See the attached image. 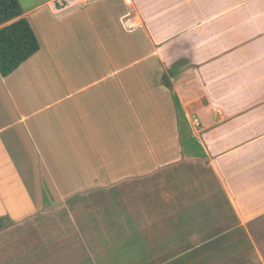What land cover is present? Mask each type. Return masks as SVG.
<instances>
[{"label":"crops","instance_id":"crops-1","mask_svg":"<svg viewBox=\"0 0 264 264\" xmlns=\"http://www.w3.org/2000/svg\"><path fill=\"white\" fill-rule=\"evenodd\" d=\"M20 2L41 46L0 72V217L201 161L235 214L115 264H264V0Z\"/></svg>","mask_w":264,"mask_h":264},{"label":"rangeland","instance_id":"rangeland-1","mask_svg":"<svg viewBox=\"0 0 264 264\" xmlns=\"http://www.w3.org/2000/svg\"><path fill=\"white\" fill-rule=\"evenodd\" d=\"M29 211L31 218L25 223L7 228L16 236L9 240L8 264H115L122 259L115 256L118 250L135 247L137 235L152 238L154 233L216 227L180 224L182 215L235 214L210 168L193 160L82 193L56 207L34 205ZM151 238L147 246H152Z\"/></svg>","mask_w":264,"mask_h":264},{"label":"trees","instance_id":"trees-1","mask_svg":"<svg viewBox=\"0 0 264 264\" xmlns=\"http://www.w3.org/2000/svg\"><path fill=\"white\" fill-rule=\"evenodd\" d=\"M23 14L20 0H0V72L3 76L11 75L40 50V40ZM13 224L10 217H0V232Z\"/></svg>","mask_w":264,"mask_h":264},{"label":"built area","instance_id":"built-area-1","mask_svg":"<svg viewBox=\"0 0 264 264\" xmlns=\"http://www.w3.org/2000/svg\"><path fill=\"white\" fill-rule=\"evenodd\" d=\"M125 2L127 3V4H131L132 3V0H125ZM136 25H135V23H133V22H131V23H127V27L129 28V29H132V28H134Z\"/></svg>","mask_w":264,"mask_h":264}]
</instances>
